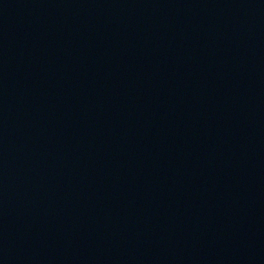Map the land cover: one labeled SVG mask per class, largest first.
<instances>
[{"label":"water","instance_id":"water-1","mask_svg":"<svg viewBox=\"0 0 264 264\" xmlns=\"http://www.w3.org/2000/svg\"><path fill=\"white\" fill-rule=\"evenodd\" d=\"M264 46V0H0V157Z\"/></svg>","mask_w":264,"mask_h":264}]
</instances>
